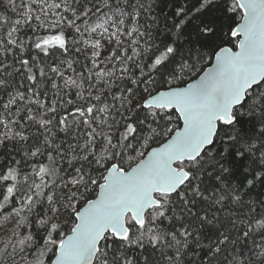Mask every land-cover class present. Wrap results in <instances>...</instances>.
Returning a JSON list of instances; mask_svg holds the SVG:
<instances>
[{
    "label": "snow or ice",
    "instance_id": "6c2138e0",
    "mask_svg": "<svg viewBox=\"0 0 264 264\" xmlns=\"http://www.w3.org/2000/svg\"><path fill=\"white\" fill-rule=\"evenodd\" d=\"M0 264H264V0H0Z\"/></svg>",
    "mask_w": 264,
    "mask_h": 264
}]
</instances>
